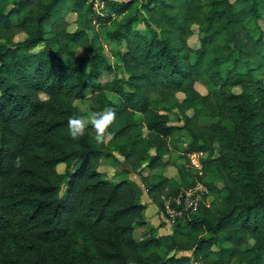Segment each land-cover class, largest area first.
<instances>
[{
  "label": "trees",
  "instance_id": "1",
  "mask_svg": "<svg viewBox=\"0 0 264 264\" xmlns=\"http://www.w3.org/2000/svg\"><path fill=\"white\" fill-rule=\"evenodd\" d=\"M100 1L96 10L91 0H0V264H264V0H144L145 33L133 27L135 0ZM70 13L86 16V27L69 31ZM111 23L123 79L105 78L112 64L93 33ZM154 96L173 99L183 123L160 113ZM86 99L92 112L115 109L107 144L95 143L91 125L78 140L69 134ZM181 132L184 153L200 154L202 169L189 182L180 167V186L200 183L221 199L211 208L204 196L196 213L158 236L138 185L105 180L97 167L114 159L112 146L161 213V196L180 186L141 172L166 168V140Z\"/></svg>",
  "mask_w": 264,
  "mask_h": 264
},
{
  "label": "rangeland",
  "instance_id": "2",
  "mask_svg": "<svg viewBox=\"0 0 264 264\" xmlns=\"http://www.w3.org/2000/svg\"><path fill=\"white\" fill-rule=\"evenodd\" d=\"M112 1H115L117 3H125V2L131 1V0H112ZM143 1L144 0H135L136 3L134 4V9L131 11V13L133 15L137 16V21L134 23L133 27L136 30H139L140 32L145 33V28H144L142 21H141L142 19L139 15H137L138 8L143 3ZM91 2H93L94 9H96V10L102 9L103 6H98V4L99 5L101 4L100 0H91ZM95 3H96V5H95ZM115 19H116V21H122L123 20V18L121 16L117 17ZM86 21H87L86 16H79L78 17L74 13H70V14H68V16H66V22L68 24V30L69 31H74L76 29H84L87 25ZM93 27H94L93 33H95V35H97L96 43H98L100 46L103 47L104 54L109 58V60L112 64V68H113L112 73L105 75L106 76L105 78L108 80H111V78L113 76H115L119 79H123L124 75H123L122 68L120 65H118L117 60L115 58L116 51H118L121 48L118 45L110 42L107 38V34L113 32L116 29V26L113 23H111L110 25H107L105 27H101L99 25H94ZM259 27L261 29H264V22L260 21ZM89 35L92 36L91 32H89ZM24 38H25L24 35H18L15 38V40L19 41V40H23ZM198 38H199L198 31L196 28H193V34L188 40V44L190 45L191 48L196 49L198 47ZM76 54H77V56H82L85 53L82 50H76ZM263 83H264V77H263ZM194 87H195V90L198 93H200L201 95L206 94V89L201 83L195 84ZM232 92L234 94H237L240 92V90L237 88H234L232 90ZM107 97L110 100L114 101L112 95L108 94ZM177 97L179 100H182L183 95L178 94ZM153 99H154L155 105H156L155 108H157V110L160 113L168 114L172 124L181 125L183 123L180 120V117L178 116L177 111L174 107L175 101L173 99H168L167 101H160V99L158 97H155V96L153 97ZM78 106L81 109L83 117L87 119V117L92 112L90 110L91 100L86 99L82 103L78 104ZM191 114H192V112H188L189 116ZM135 119L139 120L140 116H136ZM211 122H212V120L209 118H200L199 119V124L203 125V126L210 124ZM143 135H144V137L147 136V132L145 129L142 131V136ZM188 141H189V138L187 137V135L184 132L176 133L172 137L167 139L166 145L170 149V156H168L167 158H164V161L165 162L169 161V165L166 168H161V169L158 168V169H155L151 172L148 171L144 167V168H142L141 176H152L153 181L157 177L162 176L164 178L171 179L173 181V183H175V185L180 186L181 180H180V174L178 173V169L181 167L180 169H182L184 172L186 171V173H188L187 181H189V182L192 181L193 173L191 170L195 171L194 163L197 161H200V157H198V155H196V154L186 155L184 153L186 150V144L188 143ZM108 151L112 153V155L114 156V159H108V160L100 159L99 163H98L97 171L102 174V177L105 180H108V181L113 182V183L120 182L121 180H124V179H128L130 181H133L134 183H136L138 185V187L141 190L142 195H141L140 201L144 205L145 204H147V205L151 204V201H150V199L147 198L146 190L144 189V186L142 185L140 178L137 176V173L130 169V167L125 163L123 157H121L116 152H112V151H114V150H112V146H109L107 152ZM154 153H155V151L152 150L151 154L154 155ZM186 159L189 160V163L187 162ZM144 165H145V163H143L141 167H143ZM75 166H76V163L72 165L71 170H74ZM56 170L59 174H63L65 172V165H62V164L58 165ZM210 181H211V178L206 177L205 182H210ZM198 184H200V183H198ZM180 190H181L180 192H183L187 189L183 188V186H180ZM220 199H221V197H218L215 194H209L206 198V203H207V205H209L212 208V207H215V205H217L219 203ZM152 207L153 206L147 207V209L144 213V215L146 217L147 224L149 226L155 225V228H156L155 235L161 236V235L170 234L171 230H172V226H170L169 224H167L163 220L161 213H159L158 211L155 210L156 208L151 209ZM152 211L155 212V215L153 214L154 212H152ZM152 215H153V217H151ZM143 231H144V229H138L135 231V233H134L135 240L139 241L142 238ZM250 245L252 246L253 243L250 242ZM159 253L163 257H166V256L169 257L170 255H175L176 257L191 256L190 252L167 253L164 249H160ZM191 264H193V263H191Z\"/></svg>",
  "mask_w": 264,
  "mask_h": 264
},
{
  "label": "built area",
  "instance_id": "3",
  "mask_svg": "<svg viewBox=\"0 0 264 264\" xmlns=\"http://www.w3.org/2000/svg\"><path fill=\"white\" fill-rule=\"evenodd\" d=\"M96 5V3H95ZM98 6H102L101 4ZM200 157V154H197ZM195 170L201 175V163L197 161L194 163ZM209 195L208 189L202 184H197L195 187L180 192L176 196H161L162 211L161 216L163 220L173 226L178 220L188 217L197 212L199 203L203 197Z\"/></svg>",
  "mask_w": 264,
  "mask_h": 264
},
{
  "label": "clouds",
  "instance_id": "4",
  "mask_svg": "<svg viewBox=\"0 0 264 264\" xmlns=\"http://www.w3.org/2000/svg\"><path fill=\"white\" fill-rule=\"evenodd\" d=\"M116 121V112L114 108H105L101 112H91L86 118L80 116H72L68 120V130L73 140L82 138L88 130L89 125L94 129L93 137L97 145L107 144L113 139V133L110 130ZM20 158H17V166H19Z\"/></svg>",
  "mask_w": 264,
  "mask_h": 264
},
{
  "label": "crops",
  "instance_id": "5",
  "mask_svg": "<svg viewBox=\"0 0 264 264\" xmlns=\"http://www.w3.org/2000/svg\"><path fill=\"white\" fill-rule=\"evenodd\" d=\"M148 198V197H147ZM149 199V198H148ZM147 199V200H148ZM142 203V202H141ZM143 204V203H142ZM146 205V209H147V207H151V206H153L151 209H155V207H154V205L151 203V204H149V205H147V204H145ZM156 210V209H155ZM146 211V210H145ZM145 211H144V213H145ZM152 212H154V211H152ZM154 215H155V212L153 213ZM145 216V215H144ZM151 217H153V215L151 216ZM146 218V217H145ZM147 222V221H146ZM152 227H155V225H151Z\"/></svg>",
  "mask_w": 264,
  "mask_h": 264
}]
</instances>
